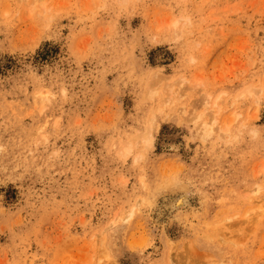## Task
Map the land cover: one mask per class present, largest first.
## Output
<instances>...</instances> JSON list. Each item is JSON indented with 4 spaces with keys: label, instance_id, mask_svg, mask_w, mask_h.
<instances>
[{
    "label": "rangeland",
    "instance_id": "obj_1",
    "mask_svg": "<svg viewBox=\"0 0 264 264\" xmlns=\"http://www.w3.org/2000/svg\"><path fill=\"white\" fill-rule=\"evenodd\" d=\"M0 264H264V0H0Z\"/></svg>",
    "mask_w": 264,
    "mask_h": 264
},
{
    "label": "bare ground",
    "instance_id": "obj_2",
    "mask_svg": "<svg viewBox=\"0 0 264 264\" xmlns=\"http://www.w3.org/2000/svg\"><path fill=\"white\" fill-rule=\"evenodd\" d=\"M201 117H202V116H201ZM201 117H200V118H201ZM205 125H206V124H203V127H204V134H203V135H204V137L207 136V135L210 136L212 130H211L210 128L205 127ZM185 194H186V193H185ZM181 197H182V196H181ZM181 199H182V198H181ZM183 200H184V199H183ZM183 200L179 201L178 204H182ZM185 200H186V199H185ZM170 203H171V202H170ZM178 204H177V206H178ZM170 206H171V205H170ZM259 209H261V207H260V208L258 207L256 210L258 211ZM131 214H132V213H131ZM172 245H173V244H172ZM173 246H174V245H173Z\"/></svg>",
    "mask_w": 264,
    "mask_h": 264
}]
</instances>
